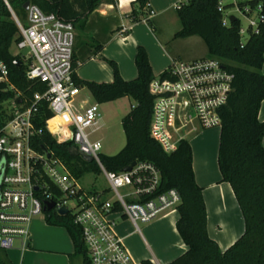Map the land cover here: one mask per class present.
Instances as JSON below:
<instances>
[{"label": "built area", "instance_id": "1", "mask_svg": "<svg viewBox=\"0 0 264 264\" xmlns=\"http://www.w3.org/2000/svg\"><path fill=\"white\" fill-rule=\"evenodd\" d=\"M3 1L19 29L17 47L28 50L27 57L19 52L31 61L26 75L45 83L46 90L34 93L30 103L12 100L11 117L0 124V249L13 248L18 239L26 247L31 222L45 214L48 202H54L51 210L61 214L59 210L67 208L81 227L91 264H142L132 258L124 238L116 232L117 219L126 217L139 227L140 223L176 213L181 202L178 189L160 190L161 171L148 161L136 162L129 171L107 169L101 160L102 139L91 136L102 121L99 104L93 103L81 112L72 105L81 91L73 78L74 24L32 2L26 18L20 19L9 0ZM218 11L223 25L229 26L232 17L240 22L242 45L262 31L264 0H232L226 4L219 0ZM0 70V80L8 81L3 62ZM166 73L167 77L155 78L150 84L154 95L150 133L170 154L181 140H187L189 132L222 126L221 110L233 90L235 74L220 58L212 56L174 62ZM42 102L48 104L54 117L67 118L62 122L63 140H72L81 155L93 158L107 187H84L60 158L52 154L48 157L32 147L31 141L41 132L36 121Z\"/></svg>", "mask_w": 264, "mask_h": 264}, {"label": "trees", "instance_id": "2", "mask_svg": "<svg viewBox=\"0 0 264 264\" xmlns=\"http://www.w3.org/2000/svg\"><path fill=\"white\" fill-rule=\"evenodd\" d=\"M38 4L44 11L54 12L61 20L70 21L77 28H84L88 16L102 0H11L12 7L22 19L26 18V2ZM150 0H135L132 16L140 19ZM219 0H188L180 4L177 14L182 28L177 37L201 36L207 44L209 56L220 58L235 74L233 90L227 104L221 110L222 126L219 147V166L222 181L229 182L241 208L245 221L242 235L226 250L209 236L208 214L203 188L195 179L193 152L188 140H181L176 151L168 154L150 133L154 95L150 84L155 78L149 54L142 45L138 46L136 66L138 76L125 80L114 60L107 59L114 71V80L99 83L80 79L76 72L73 78L77 85L86 86L98 103H105L129 96L135 105L122 118L126 144L114 155H101L109 170L120 172L132 163L148 161L161 171L160 190L177 188L181 195L178 206L177 229L187 244V251L168 264H264V121L259 119V110L264 100V25L259 34L241 44L240 22L229 26L222 23L218 11ZM137 6V7H136ZM18 16V15H17ZM19 17V16H18ZM19 29L12 12L0 0V63L8 69V81L0 80V124L11 117L5 103L15 100L30 103L36 92L46 90V84L26 75L29 66L19 55L10 50ZM74 61V68L77 67ZM2 72L0 70V77ZM167 73L161 75L167 77ZM54 117L46 102H42L37 114L36 126L41 129L31 141L32 147L40 152H49L60 158L77 177L99 174L95 161H86L72 140L59 143L47 130V123ZM2 164L0 163V171ZM51 225L67 228L75 244V254L82 257L84 264H91L82 230L71 214H58L54 210L45 212ZM0 261L8 264L0 249ZM142 264H154L149 259Z\"/></svg>", "mask_w": 264, "mask_h": 264}, {"label": "crops", "instance_id": "3", "mask_svg": "<svg viewBox=\"0 0 264 264\" xmlns=\"http://www.w3.org/2000/svg\"><path fill=\"white\" fill-rule=\"evenodd\" d=\"M186 1L150 0L145 10L139 11L140 19L135 20L131 14L135 0H102L88 16L84 28L75 27L73 58L78 65L75 70L78 77L99 83L112 82L114 71L107 61L110 59L118 64L125 80L137 78L135 59L140 45L149 54L155 78L165 73L174 62L207 57L191 49L201 36H176L182 28L176 6ZM151 11H154V15L150 14ZM80 87L79 94L87 92L94 103H98L86 86ZM134 105L133 100L132 107ZM259 119L264 121V100ZM103 125L101 121L100 128ZM220 136L221 127L197 128L188 133L187 140L192 147L195 179L203 188L209 236L222 250H226L244 232L245 221L231 184L222 181L218 160ZM178 219L179 212L176 211L137 227L130 219L121 217L117 219L116 232L124 238L136 262L142 263L149 259L154 264H168L188 249L177 229ZM3 255L8 264H84L82 257L75 254V244L67 228L47 223L45 214L35 217L31 222L30 239L26 247L18 239L13 248L3 251Z\"/></svg>", "mask_w": 264, "mask_h": 264}, {"label": "rangeland", "instance_id": "4", "mask_svg": "<svg viewBox=\"0 0 264 264\" xmlns=\"http://www.w3.org/2000/svg\"><path fill=\"white\" fill-rule=\"evenodd\" d=\"M220 1L226 4L232 0H220ZM9 2L12 7L11 0H9ZM14 12L19 16L20 19H22L21 15H19L17 11L14 10ZM242 21L244 24H246L245 19L242 18ZM16 37H18V33L16 34ZM199 38L200 40H198L197 43L193 47H191V49L193 50L194 53L199 54L200 56H209L206 43L201 37ZM10 50L13 52V54L19 55L20 58L24 61V64L26 66L27 65L30 66L31 61L22 56L24 55L25 57H27L28 55L27 49L20 51L16 43L13 41ZM19 52H21L22 55L19 54ZM6 103H7L6 104L7 108L11 109L10 106L12 107V100H8ZM92 103H94V101L91 95L88 94L87 92H82L81 94L76 96L72 105L75 111L81 112L85 110V108L88 105ZM98 104L102 112V123H104V125L100 129L93 132L91 136L93 139H102V143H103V148L101 151L102 154L114 155L118 151H120L122 147L126 144V135L122 126V118L131 110L133 99L130 97H123L117 100H113L111 102L109 101L105 104L103 103H98ZM65 121H67V118L65 116L58 117V119L52 125L49 124L47 125L48 132L59 143L66 142L65 140H63L64 131L62 129V122ZM71 173L81 185H83L88 189H93V188L101 189L108 185L103 175L98 176L97 174L89 173L81 177H77L73 172Z\"/></svg>", "mask_w": 264, "mask_h": 264}, {"label": "water", "instance_id": "5", "mask_svg": "<svg viewBox=\"0 0 264 264\" xmlns=\"http://www.w3.org/2000/svg\"><path fill=\"white\" fill-rule=\"evenodd\" d=\"M29 4H30V1L26 2V4H25V8H26V9H28ZM12 14H13V13H12ZM234 19H235L234 17L231 18L232 21H234ZM46 153H47L48 157L51 156V154H50L49 152H46ZM82 157H83L86 161H89V162L93 161V158H92L91 156L87 155V154H83V153H82ZM134 165H135V162L132 163L131 165H129L128 167H126L125 170H126V171L131 170L132 167H133ZM35 189H37V187H35ZM54 206H55L54 202H48V203H47V206L45 207V209H46V210H51V209L54 208ZM67 212H68V209L65 208V207H63V208H61V209L59 210V213H61L62 215L67 214Z\"/></svg>", "mask_w": 264, "mask_h": 264}, {"label": "bare ground", "instance_id": "6", "mask_svg": "<svg viewBox=\"0 0 264 264\" xmlns=\"http://www.w3.org/2000/svg\"><path fill=\"white\" fill-rule=\"evenodd\" d=\"M57 117H60V116H57Z\"/></svg>", "mask_w": 264, "mask_h": 264}]
</instances>
